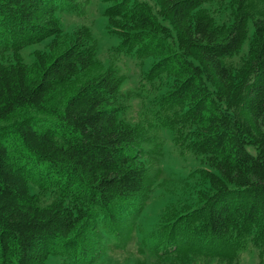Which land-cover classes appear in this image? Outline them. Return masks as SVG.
<instances>
[{
	"label": "trees",
	"instance_id": "1",
	"mask_svg": "<svg viewBox=\"0 0 264 264\" xmlns=\"http://www.w3.org/2000/svg\"><path fill=\"white\" fill-rule=\"evenodd\" d=\"M155 1L169 25L146 2L109 0L110 33L120 38L119 51L156 59L150 80L174 79L162 111L189 127L190 147L212 170L202 173L210 193L197 209L200 233L253 235L264 252V11L255 15L254 0H237L233 23L218 26L202 9L206 0ZM61 2L70 13L80 10L78 0ZM57 5L0 0V42L12 40L15 54L51 39L49 53L38 52L33 65L0 63V264H46L60 249L76 251L95 212L116 217L120 204L151 193L148 168L135 152L141 133L123 117L124 77L110 66L62 103L56 98L63 84L99 67L91 28L66 34ZM252 20L248 57L229 67ZM45 191L54 197L41 205Z\"/></svg>",
	"mask_w": 264,
	"mask_h": 264
},
{
	"label": "rangeland",
	"instance_id": "2",
	"mask_svg": "<svg viewBox=\"0 0 264 264\" xmlns=\"http://www.w3.org/2000/svg\"><path fill=\"white\" fill-rule=\"evenodd\" d=\"M108 1L78 0L80 10L70 13L61 0H56L58 17L66 34L72 35L82 25L91 28L99 62L97 70L63 84L56 98L62 103L85 78L114 67L124 77L121 88L125 107L123 117L136 124L141 133V144L135 152L148 168L153 181L151 193L147 201L137 197L120 204L118 211L116 207V217L95 212L93 223L85 230V239L76 251L60 249L46 264L68 261L77 264H264V252L254 244L253 235L214 238L200 233L197 209L203 205L204 194L210 193H206L209 186L202 183L203 174L210 167L206 158L190 147L189 127L181 129L174 125L167 110L162 111L163 99L171 90L174 79L164 74L150 80L146 72L156 59L140 60L119 51L121 40L110 33L105 15L112 5ZM137 1L149 4L155 19L169 25L160 17V7L155 0ZM236 6L237 0H206L202 9L216 25L230 26ZM251 8L255 15L263 12L264 0H254ZM249 28L250 38L242 50L226 59L229 67H238L248 57L249 42L254 33L253 20ZM171 31L174 38L170 41L178 48L177 32L173 28ZM50 43L51 39H48L15 54L12 40L6 38L0 42V63L14 64L19 58L25 64L33 65L38 52L49 53ZM211 89L213 91L214 87ZM31 114L32 111L23 112L19 118L27 119ZM249 150L255 154V149ZM31 189L37 192L36 188ZM40 196L41 205H47L54 197L49 191Z\"/></svg>",
	"mask_w": 264,
	"mask_h": 264
}]
</instances>
